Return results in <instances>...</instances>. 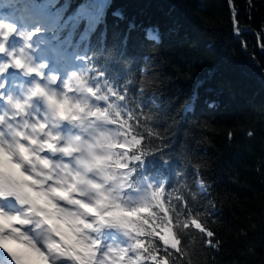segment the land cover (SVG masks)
Masks as SVG:
<instances>
[{"label": "trees", "instance_id": "16d2710c", "mask_svg": "<svg viewBox=\"0 0 264 264\" xmlns=\"http://www.w3.org/2000/svg\"><path fill=\"white\" fill-rule=\"evenodd\" d=\"M28 1L45 2L18 3ZM230 1L233 8L229 0H54L48 7L59 31L90 42L153 117L137 109L130 121L141 147L155 153L143 169L149 175L156 166L158 184L169 189L166 206L204 228L190 224L168 252L157 239L162 264H264V0ZM143 76L157 84L141 92ZM144 124L161 135L150 137Z\"/></svg>", "mask_w": 264, "mask_h": 264}, {"label": "clouds", "instance_id": "9594fccd", "mask_svg": "<svg viewBox=\"0 0 264 264\" xmlns=\"http://www.w3.org/2000/svg\"><path fill=\"white\" fill-rule=\"evenodd\" d=\"M14 27L7 39L0 37V156L10 157L27 179L0 176V203L12 205L0 207V239L34 245L47 256L46 264H144L157 239L178 245L189 225L195 226L191 214L185 219L174 205L166 208L157 195L164 184L138 176L155 153L141 147L130 121L137 109L151 123L153 117L126 93L94 84L89 71H52L34 38L21 35L29 30ZM13 39L17 43L10 46ZM12 73L19 79L9 82ZM155 84L157 78L143 76L139 90ZM141 127L150 137L161 135ZM62 226L73 231L71 246L60 242ZM109 230L126 246L105 247ZM0 253L16 264L2 245Z\"/></svg>", "mask_w": 264, "mask_h": 264}, {"label": "snow or ice", "instance_id": "6c2138e0", "mask_svg": "<svg viewBox=\"0 0 264 264\" xmlns=\"http://www.w3.org/2000/svg\"><path fill=\"white\" fill-rule=\"evenodd\" d=\"M54 0H45V2L40 5V21L36 23L34 28L28 29L27 33H21V35H26L32 39V44L39 49V55L41 59L48 60L49 57H54L58 54L59 47H54L48 37L51 36L53 39L58 38L57 32L62 30L59 25V19H52L48 17L45 13L50 5H52ZM15 31L14 25H11L6 22H0V37L7 39L11 32ZM10 46H15L17 41L11 40ZM2 44V43H0ZM16 63L20 65L22 63L21 60H17ZM0 176L11 178L14 180H23L27 179V177H23L20 173L18 167L12 162L11 158L7 155L0 156ZM160 195V193H157ZM0 207H4L3 203H0ZM90 212L94 213V209H90ZM126 215H135V213H125ZM198 217L193 218V223L197 229H201V223L198 222ZM203 231V230H201ZM61 233H57L60 242L66 246H71L75 237L73 235L72 229L67 226H62ZM208 236H212V232L207 233ZM14 243H18L19 245L24 246L23 249L13 247ZM0 245H2L8 253L11 255L12 259L16 261V264H46L47 256L37 249L34 245L26 244L25 242H17L15 238L8 237L6 239H0ZM165 245V244H164ZM59 247V245H56ZM177 245H173L171 248L175 249ZM158 250V249H157ZM156 250V251H157ZM155 251V252H156ZM127 258V257H123ZM76 259H79L78 257ZM135 259V257H133ZM143 259V257H142ZM152 261L153 264H161V260L157 259L155 253H153L152 257H149L144 261Z\"/></svg>", "mask_w": 264, "mask_h": 264}, {"label": "rangeland", "instance_id": "374dc122", "mask_svg": "<svg viewBox=\"0 0 264 264\" xmlns=\"http://www.w3.org/2000/svg\"><path fill=\"white\" fill-rule=\"evenodd\" d=\"M27 5H25L24 7H26ZM28 12H29V15L27 16V18H29V19H32V16L33 15H35V16H38V17H40L41 16V11H40V9H38L37 7H35V6H29L28 7ZM87 13H89V12H87ZM46 15H47V13H45ZM168 247H170V246H168Z\"/></svg>", "mask_w": 264, "mask_h": 264}, {"label": "water", "instance_id": "95a60500", "mask_svg": "<svg viewBox=\"0 0 264 264\" xmlns=\"http://www.w3.org/2000/svg\"><path fill=\"white\" fill-rule=\"evenodd\" d=\"M229 5H230V7L231 8H233V4H232V2L229 0ZM234 25H235V32L237 33V34H239L240 33V31L236 28V24L234 23Z\"/></svg>", "mask_w": 264, "mask_h": 264}, {"label": "bare ground", "instance_id": "6f19581e", "mask_svg": "<svg viewBox=\"0 0 264 264\" xmlns=\"http://www.w3.org/2000/svg\"><path fill=\"white\" fill-rule=\"evenodd\" d=\"M96 2H99V0H96ZM103 6H105V5H103ZM105 28H107V26H104V25H103V26H102V32H103V29H105ZM103 34H104V33H103ZM104 41H105V40H102V43H103V44H104ZM132 87H134V85H133Z\"/></svg>", "mask_w": 264, "mask_h": 264}]
</instances>
